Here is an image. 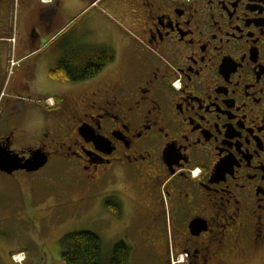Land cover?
I'll return each instance as SVG.
<instances>
[{"label": "flooded vegetation", "instance_id": "af4514ba", "mask_svg": "<svg viewBox=\"0 0 264 264\" xmlns=\"http://www.w3.org/2000/svg\"><path fill=\"white\" fill-rule=\"evenodd\" d=\"M82 1L100 69L47 95L30 61L59 2L0 0V152L47 157L0 172L123 174L125 211L171 228L169 264H264V0Z\"/></svg>", "mask_w": 264, "mask_h": 264}, {"label": "rangeland", "instance_id": "374dc122", "mask_svg": "<svg viewBox=\"0 0 264 264\" xmlns=\"http://www.w3.org/2000/svg\"><path fill=\"white\" fill-rule=\"evenodd\" d=\"M84 5L82 0H66L54 10L56 22L48 32L67 24L43 45L42 58L30 61L31 66L36 64L35 83L42 78L49 82L47 95L52 94L55 87L71 83L47 76L48 69L54 65L49 63L48 57L64 56L66 45L89 46L94 39L91 33L94 21L89 10L79 19ZM79 51L81 57L77 63L87 56L83 47ZM107 201L117 205L116 213L109 210ZM145 212L125 211L123 174H109L95 185L79 180L76 173L69 170L67 162L57 160H52L37 174L18 172L10 178L0 172V264H63L59 240L74 230H89L100 237V264H106L113 244L119 240L130 247L128 264H169L168 258L161 256L157 236L163 233L169 238L171 228L164 225L160 230L155 216L151 213L146 216ZM14 253H22L24 259L15 261Z\"/></svg>", "mask_w": 264, "mask_h": 264}, {"label": "trees", "instance_id": "16d2710c", "mask_svg": "<svg viewBox=\"0 0 264 264\" xmlns=\"http://www.w3.org/2000/svg\"><path fill=\"white\" fill-rule=\"evenodd\" d=\"M77 48V47H75ZM66 54L59 60L57 66L49 71L53 78L78 81L88 79L95 75L100 68L93 65L91 55H88L82 62L76 60L81 57L80 51L67 47ZM115 57L110 52L107 61ZM55 76V77H54ZM109 203V210L116 213L117 205ZM60 260L63 264H100L101 246L100 237L89 230H74L66 233L59 240ZM130 247L124 241H117L113 244L106 264H128Z\"/></svg>", "mask_w": 264, "mask_h": 264}, {"label": "water", "instance_id": "95a60500", "mask_svg": "<svg viewBox=\"0 0 264 264\" xmlns=\"http://www.w3.org/2000/svg\"><path fill=\"white\" fill-rule=\"evenodd\" d=\"M83 128V127H82ZM85 129V128H83ZM86 139V134H82ZM47 161L44 153L35 151L28 159H22L11 151L0 152V170L10 174L17 169H25L26 171H34L40 168Z\"/></svg>", "mask_w": 264, "mask_h": 264}, {"label": "crops", "instance_id": "0c3cea01", "mask_svg": "<svg viewBox=\"0 0 264 264\" xmlns=\"http://www.w3.org/2000/svg\"><path fill=\"white\" fill-rule=\"evenodd\" d=\"M57 2H59V3H56V0H55V2L54 3H56V10H58V7L60 6V4H62V3H65L66 2V0H57ZM54 3L53 4H50L51 6H53L54 5ZM31 7H33V4L31 3ZM74 17H72L71 19H70V21L73 19ZM54 19H55V22H56V14L54 15ZM55 22H54V24H55ZM67 24V22L64 24V25H59L58 27H56V29L54 30V31H50V32H48L47 34H45V43L44 44H46L47 42H49L65 25ZM53 27H54V25H53ZM53 27L51 28V29H53ZM60 35V34H59ZM57 38V37H56ZM56 38H54L53 40H55ZM52 40V41H53ZM64 50H65V47H64ZM65 52H66V50H65ZM81 53V52H80ZM114 54H115V52H114ZM63 56H58V57H56L55 56V58L53 59H51L50 57H48V61H49V63L50 62H53L54 63V65L51 67V68H49L48 69V72H47V76L50 78V79H52L51 78V76H50V74H49V71L51 70V69H53V68H55L56 66H57V63L59 62V60L62 58ZM57 58V59H56ZM33 78H36V76H33ZM67 81H70V82H76V81H71V80H67ZM34 84V83H33ZM33 264V263H32Z\"/></svg>", "mask_w": 264, "mask_h": 264}, {"label": "bare ground", "instance_id": "6f19581e", "mask_svg": "<svg viewBox=\"0 0 264 264\" xmlns=\"http://www.w3.org/2000/svg\"><path fill=\"white\" fill-rule=\"evenodd\" d=\"M14 258H15L16 260H19V261H21V260L24 259V257L22 256V253L15 254V255H14Z\"/></svg>", "mask_w": 264, "mask_h": 264}, {"label": "built area", "instance_id": "2783aa9c", "mask_svg": "<svg viewBox=\"0 0 264 264\" xmlns=\"http://www.w3.org/2000/svg\"><path fill=\"white\" fill-rule=\"evenodd\" d=\"M42 1L48 2V1H51V0H42Z\"/></svg>", "mask_w": 264, "mask_h": 264}]
</instances>
